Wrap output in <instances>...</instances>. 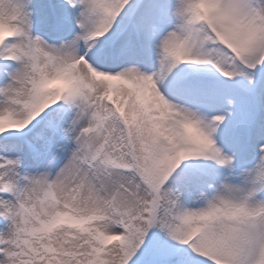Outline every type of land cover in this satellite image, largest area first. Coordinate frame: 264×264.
<instances>
[{"label":"snow or ice","instance_id":"1","mask_svg":"<svg viewBox=\"0 0 264 264\" xmlns=\"http://www.w3.org/2000/svg\"><path fill=\"white\" fill-rule=\"evenodd\" d=\"M0 264H264V0H0Z\"/></svg>","mask_w":264,"mask_h":264}]
</instances>
